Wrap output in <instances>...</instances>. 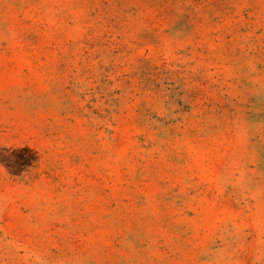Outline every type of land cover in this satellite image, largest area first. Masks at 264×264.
Returning a JSON list of instances; mask_svg holds the SVG:
<instances>
[{"label": "rangeland", "instance_id": "1", "mask_svg": "<svg viewBox=\"0 0 264 264\" xmlns=\"http://www.w3.org/2000/svg\"><path fill=\"white\" fill-rule=\"evenodd\" d=\"M0 147V264H264V0H0Z\"/></svg>", "mask_w": 264, "mask_h": 264}, {"label": "trees", "instance_id": "2", "mask_svg": "<svg viewBox=\"0 0 264 264\" xmlns=\"http://www.w3.org/2000/svg\"><path fill=\"white\" fill-rule=\"evenodd\" d=\"M23 152L28 154L24 160L19 159V154ZM20 160H23V163H21ZM35 162L36 156L28 148L12 149L0 147V163L3 164L13 176L19 175L23 170L22 168L31 167Z\"/></svg>", "mask_w": 264, "mask_h": 264}]
</instances>
